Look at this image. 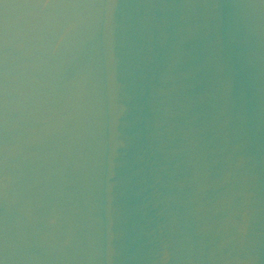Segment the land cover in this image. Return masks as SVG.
<instances>
[{
  "label": "water",
  "instance_id": "water-1",
  "mask_svg": "<svg viewBox=\"0 0 264 264\" xmlns=\"http://www.w3.org/2000/svg\"><path fill=\"white\" fill-rule=\"evenodd\" d=\"M0 264H264V0H0Z\"/></svg>",
  "mask_w": 264,
  "mask_h": 264
}]
</instances>
